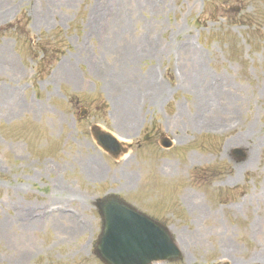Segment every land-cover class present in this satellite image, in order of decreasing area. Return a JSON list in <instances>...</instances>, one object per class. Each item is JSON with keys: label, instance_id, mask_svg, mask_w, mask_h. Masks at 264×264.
<instances>
[{"label": "rangeland", "instance_id": "obj_1", "mask_svg": "<svg viewBox=\"0 0 264 264\" xmlns=\"http://www.w3.org/2000/svg\"><path fill=\"white\" fill-rule=\"evenodd\" d=\"M20 16L59 32L36 59ZM0 28V264H101L106 192L167 225L182 256L152 264H264V0H0Z\"/></svg>", "mask_w": 264, "mask_h": 264}, {"label": "water", "instance_id": "obj_2", "mask_svg": "<svg viewBox=\"0 0 264 264\" xmlns=\"http://www.w3.org/2000/svg\"><path fill=\"white\" fill-rule=\"evenodd\" d=\"M121 204L122 202L115 197H107L99 201L105 225L102 244L113 254L117 253L112 252V248L122 254H128L121 244L116 243L117 239L128 238L129 230L142 226L144 223L141 217L135 215L131 210L121 207ZM129 217H132L133 220H130ZM140 232L142 236L146 234L144 230Z\"/></svg>", "mask_w": 264, "mask_h": 264}, {"label": "bare ground", "instance_id": "obj_3", "mask_svg": "<svg viewBox=\"0 0 264 264\" xmlns=\"http://www.w3.org/2000/svg\"><path fill=\"white\" fill-rule=\"evenodd\" d=\"M129 101H130V99H129ZM123 105H124V108H126V107L128 108L129 102H128V105H127L126 102H124ZM133 123H134V121H133ZM133 123H132V124H133Z\"/></svg>", "mask_w": 264, "mask_h": 264}]
</instances>
